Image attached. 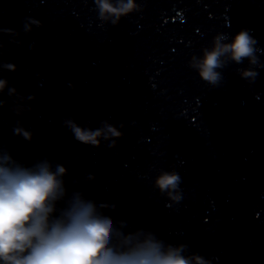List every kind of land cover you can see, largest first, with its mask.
<instances>
[{"label": "clouds", "instance_id": "1", "mask_svg": "<svg viewBox=\"0 0 264 264\" xmlns=\"http://www.w3.org/2000/svg\"><path fill=\"white\" fill-rule=\"evenodd\" d=\"M93 3L98 19L112 26L142 11L137 0H93ZM33 26L40 28L43 24L38 19L25 18L24 34L30 33ZM0 35H9L17 43L15 38L20 34L0 28ZM257 43L247 29L231 36L219 32L213 36L210 47H202L201 55L190 57L188 66L214 88L221 85L222 70L229 64L243 65L247 61V67H237L235 71L241 79L252 83L259 75L257 69L264 68L257 54L261 51ZM3 48L0 40V55ZM4 70L16 71V65L0 61V71ZM5 89L12 99L10 110L17 116L31 110L29 102L34 97L18 93L3 77H0V108L8 103L2 98ZM63 124L78 142L93 147H99L103 140L114 148L123 136L108 120L101 121V126L94 130L79 126L72 118H65ZM13 133L27 141L33 135L19 120ZM66 175L65 166L47 157L25 165L0 144V264H211V260L189 253L186 244L168 243L151 230L126 232V222L104 214L103 209L109 205L97 204L80 191L69 195L63 179ZM87 178L94 177L89 174ZM152 183L167 198L166 207L183 200L182 179L176 171L161 169ZM60 203L63 207H58Z\"/></svg>", "mask_w": 264, "mask_h": 264}]
</instances>
